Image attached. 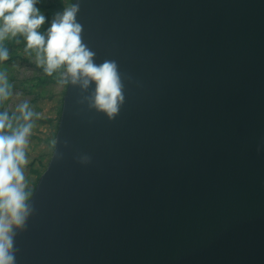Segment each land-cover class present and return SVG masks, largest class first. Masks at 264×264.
Here are the masks:
<instances>
[{
    "label": "water",
    "instance_id": "water-1",
    "mask_svg": "<svg viewBox=\"0 0 264 264\" xmlns=\"http://www.w3.org/2000/svg\"><path fill=\"white\" fill-rule=\"evenodd\" d=\"M73 3L125 100L68 83L17 264H264V0Z\"/></svg>",
    "mask_w": 264,
    "mask_h": 264
},
{
    "label": "clouds",
    "instance_id": "clouds-1",
    "mask_svg": "<svg viewBox=\"0 0 264 264\" xmlns=\"http://www.w3.org/2000/svg\"><path fill=\"white\" fill-rule=\"evenodd\" d=\"M39 0H0V41L20 34L26 40V49L35 50L36 63L51 75L63 67L59 83L78 84L87 89L94 82L90 106L113 119L124 103L123 83L115 60L97 64L95 53L82 42V26L76 16L77 3H71L57 12L44 31L45 15L37 7ZM9 52L0 47V61L7 60ZM3 78L0 77V80ZM10 86L0 83V100L10 96ZM19 116L15 127L8 111L0 112V264H17L18 249L15 239L18 232L27 227L33 214L30 206V190L25 175L29 163L26 156L28 137L33 129L34 113L27 101L17 105ZM259 150V147H258ZM76 159L84 165L92 157L81 154Z\"/></svg>",
    "mask_w": 264,
    "mask_h": 264
},
{
    "label": "rangeland",
    "instance_id": "rangeland-1",
    "mask_svg": "<svg viewBox=\"0 0 264 264\" xmlns=\"http://www.w3.org/2000/svg\"><path fill=\"white\" fill-rule=\"evenodd\" d=\"M48 3L49 0H39V2ZM38 2L37 7H39L43 12L47 10L40 6ZM54 18V15L50 16V21ZM30 50V49H29ZM26 50L28 58L32 60L31 62L19 58L9 64L6 63L0 64V77L3 79L0 80V83L6 82L10 86V96L6 99L5 107L17 112V105L27 101L30 107L33 109L34 113H37L41 116H47L48 120L44 125V134L51 135L56 126V120L51 119L50 112L51 107L57 109L59 106V99L61 97V91L66 88L65 84L61 83H51L48 86H41L38 82V77L43 74V70L39 68V65L36 63V53L35 50ZM42 107L43 111H40ZM45 114V115H44ZM41 122H33V126H39ZM30 136V135H29ZM45 136L42 134L41 138ZM30 143V141H29ZM29 144L26 147V156L29 163L25 166V170L28 174V185L34 182L37 177V172L31 171L32 160L36 158L38 154H41L42 159L35 160V166L42 170L44 165L47 163L50 152L54 149L53 143H48L44 141L37 148L27 154L29 150ZM41 151V153H40Z\"/></svg>",
    "mask_w": 264,
    "mask_h": 264
},
{
    "label": "trees",
    "instance_id": "trees-1",
    "mask_svg": "<svg viewBox=\"0 0 264 264\" xmlns=\"http://www.w3.org/2000/svg\"><path fill=\"white\" fill-rule=\"evenodd\" d=\"M39 3H40V6H42L44 9L47 10L46 12H43V10L40 9L41 12L45 15V23L43 25H41L39 31H44L50 23V20H49L50 16L51 15L55 16V14L57 12L62 11L65 6L73 3V0H49L48 3H44L41 1ZM25 45H26V40L20 34H17L15 37H13V36L6 37L2 41H0V47H6L8 49V52H9L8 59L4 60V61H0V64H4V65L6 63L9 64L10 62H13L19 58H23V59L31 62L32 60H30L28 58V54L25 52L26 50H29V49H26ZM31 63H33V62H31ZM39 68H41L43 70V66H39ZM63 73H64L63 67H61L60 69H57L51 75L46 74L43 70V74L38 77V81H39L38 83L41 86H48L51 83H58L60 81V79H62ZM65 85H66V88L61 91V97L59 99V106H57L58 108L55 109V108L51 107V112L49 114L51 119L56 120V126H55L53 133H52V138H51V135L43 133L44 128H45L44 125L47 122L48 117L47 116L46 117L41 116V115H34L32 117V122L39 121V122H41V124L39 126H35V127L33 126L32 132H31L30 136L28 137V140L30 141V143L28 146L29 150H28L27 154L28 153L31 154V152L34 151L37 148V146H39L44 141H46L48 143H53V148H54L56 133H57V129H58V122L60 120V116H61V112H62L63 99H64V95H65L68 84H65ZM5 102H6V99L0 100V112H3L5 110L8 111L9 116L12 118V123H13L14 127L18 123H23L22 119L20 121H17L15 119L16 116H19V113H16L15 111H13L11 109H7L5 107ZM39 109H40V111L44 110V109L42 110V107H40ZM42 134L45 136L44 138H41ZM52 152H53V150L50 152L48 161L44 165V168H42V170H39V168H37L35 166V160L42 159L41 154H38L36 156V158H34L32 160L33 161L32 162L33 168L31 169V171L37 172V177L33 183L28 185V188H29L31 194H32V192L36 186V183H37L40 175L46 169L47 164L49 162V159L52 155ZM40 153H41V151H40ZM24 170H25V168H24ZM26 173H27V171L25 170L26 178H28V174H26ZM31 194H30V196H31Z\"/></svg>",
    "mask_w": 264,
    "mask_h": 264
}]
</instances>
